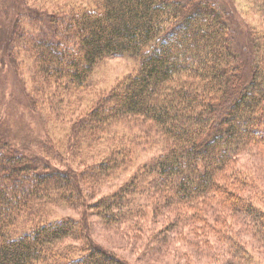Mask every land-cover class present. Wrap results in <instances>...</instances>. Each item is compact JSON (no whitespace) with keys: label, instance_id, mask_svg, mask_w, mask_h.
<instances>
[{"label":"trees","instance_id":"obj_1","mask_svg":"<svg viewBox=\"0 0 264 264\" xmlns=\"http://www.w3.org/2000/svg\"><path fill=\"white\" fill-rule=\"evenodd\" d=\"M77 2L45 19L35 16L37 33L17 34L32 60L33 90L44 97L39 102L58 121L63 97L83 88L99 62L127 55L136 72L83 116H66L71 154L77 158L102 143L119 124L129 128L130 119L149 123L142 127L155 130L164 147L119 190L93 203L97 215L124 219L133 196L153 189L174 209H187L174 210L177 220L201 221L199 207L213 200L246 219L255 238L264 237V212L241 194L251 184L238 166L244 151H264V32L250 29L249 57L235 47L231 16L217 0ZM5 133L0 264H127L87 236L84 220L51 219L47 209L57 202L83 206L82 185L105 184L131 163L133 152L120 149L74 175L50 168L43 151H19ZM65 144L56 147L68 150Z\"/></svg>","mask_w":264,"mask_h":264},{"label":"rangeland","instance_id":"obj_2","mask_svg":"<svg viewBox=\"0 0 264 264\" xmlns=\"http://www.w3.org/2000/svg\"><path fill=\"white\" fill-rule=\"evenodd\" d=\"M77 1L85 0H0V131L7 132L6 138L19 151L29 155L43 151L47 157L44 163L50 168L74 175L120 149L129 148L133 154L131 163L120 167L105 184L82 185L83 206L57 202L48 207L47 217L84 220L87 236L127 264H264V237L255 238L246 219L233 215L229 205L213 200L199 207L203 219L198 222L181 217L177 220L174 210L182 213L187 209H174L153 189L133 196L135 201L124 219L110 222L97 215L93 203L119 190L164 147L160 139L154 138L155 130L142 127L149 128V123L130 119L129 128L119 124L102 143L83 149L77 158L71 154L72 133L66 116H83L117 81L136 72V61L127 55H111L99 62L83 88L63 97L58 121L39 102L44 97L33 90L32 60L18 45L17 34L37 33L35 16L45 19L48 13ZM217 1L231 16L235 47L247 50L250 57V29L264 32V6L253 0ZM66 136L65 144L62 141ZM59 144H65L68 150L57 148ZM238 166L251 184L241 194L264 212V151H244Z\"/></svg>","mask_w":264,"mask_h":264}]
</instances>
